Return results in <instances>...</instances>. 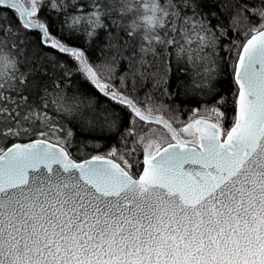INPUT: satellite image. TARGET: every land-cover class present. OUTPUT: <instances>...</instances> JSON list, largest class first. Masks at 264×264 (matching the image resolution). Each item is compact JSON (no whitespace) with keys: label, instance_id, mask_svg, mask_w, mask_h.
<instances>
[{"label":"snow or ice","instance_id":"snow-or-ice-1","mask_svg":"<svg viewBox=\"0 0 264 264\" xmlns=\"http://www.w3.org/2000/svg\"><path fill=\"white\" fill-rule=\"evenodd\" d=\"M214 4L0 0V264H264V0ZM131 11L135 67L93 61Z\"/></svg>","mask_w":264,"mask_h":264},{"label":"trees","instance_id":"trees-1","mask_svg":"<svg viewBox=\"0 0 264 264\" xmlns=\"http://www.w3.org/2000/svg\"><path fill=\"white\" fill-rule=\"evenodd\" d=\"M112 2L115 4L116 9H119L122 0H112ZM128 2L134 3V0H128ZM160 2L163 4L166 3L167 0H160ZM234 3L235 0H215L214 6L216 7V9L218 11L220 9H223L220 16L222 22L227 23V18L232 14ZM112 19L118 21V26H109L100 33V39L96 41L95 45H91L92 59L93 61H96L97 58H100L101 60L107 59L111 61L112 58L115 57L114 62L121 70L129 65L130 62L132 67L134 68L136 65V60L133 59V57L134 55L136 56V58L139 57V48L142 40L140 32L137 31L131 37L128 35V32L131 30V23H133V21L137 19V16L134 11H131L123 15L117 13V16L112 17ZM109 25H111V20L109 21ZM232 38L234 40L237 39L235 35H233ZM101 49H103V51H101ZM29 52L30 55L28 58L29 60H31L32 56L38 54V49L33 44L32 46H30ZM44 53H49V50L45 49ZM145 59L152 65L151 71L157 72L161 76L165 74L166 64L164 56H157L154 58L151 54H148L145 56ZM230 59V56L225 52L224 60L228 61V64H225L223 61H221V71L218 74L217 79L222 83L218 84L216 88L217 91L221 92L222 95L227 97L229 100V104L225 105V110L227 111V115L229 117V120L226 122L227 126H230L231 117L233 115L230 102L231 93L235 90V86L231 82V67L229 66ZM169 64L170 71L168 72V76L170 79L174 80L175 77L183 75L184 65L182 63H178L174 56L169 58ZM76 79L79 80L80 77H77ZM137 87H140L139 81H137ZM149 87H151L150 84ZM180 99L186 100L187 98L181 96ZM196 99L201 101L199 105L195 103L180 104L179 102H176V106L182 109L181 119L187 118V115L190 113L189 109L204 107L205 103L209 102V98L207 96H197ZM56 118L58 119L59 117ZM22 142H26V139ZM6 143H9V141H4L2 138H0V146H3ZM110 146H120V137L117 136L110 142L104 140L94 141L91 143L89 151L91 150V147H97L101 152H106Z\"/></svg>","mask_w":264,"mask_h":264},{"label":"rangeland","instance_id":"rangeland-1","mask_svg":"<svg viewBox=\"0 0 264 264\" xmlns=\"http://www.w3.org/2000/svg\"><path fill=\"white\" fill-rule=\"evenodd\" d=\"M129 3H130V2H129ZM131 25H132V23H131ZM130 27H131V26H130ZM201 108H202V107H201ZM189 115H191V113H189V114L187 115V118H188ZM187 118H185L184 120H187Z\"/></svg>","mask_w":264,"mask_h":264},{"label":"water","instance_id":"water-1","mask_svg":"<svg viewBox=\"0 0 264 264\" xmlns=\"http://www.w3.org/2000/svg\"><path fill=\"white\" fill-rule=\"evenodd\" d=\"M27 142V141H26Z\"/></svg>","mask_w":264,"mask_h":264}]
</instances>
